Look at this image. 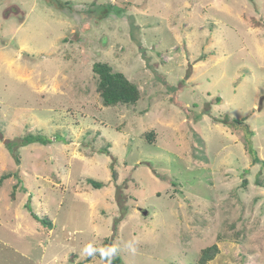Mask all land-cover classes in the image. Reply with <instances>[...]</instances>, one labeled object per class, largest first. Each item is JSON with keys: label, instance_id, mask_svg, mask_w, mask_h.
Returning <instances> with one entry per match:
<instances>
[{"label": "rangeland", "instance_id": "obj_1", "mask_svg": "<svg viewBox=\"0 0 264 264\" xmlns=\"http://www.w3.org/2000/svg\"><path fill=\"white\" fill-rule=\"evenodd\" d=\"M98 61L141 99L104 105ZM30 135L51 141L17 164L6 142ZM7 173L0 264H106L87 243L119 246L112 264H202L213 244L206 264H264V0H0Z\"/></svg>", "mask_w": 264, "mask_h": 264}, {"label": "trees", "instance_id": "obj_2", "mask_svg": "<svg viewBox=\"0 0 264 264\" xmlns=\"http://www.w3.org/2000/svg\"><path fill=\"white\" fill-rule=\"evenodd\" d=\"M69 2H62L59 5V8H64L66 5H68ZM93 71L96 73L99 77V83H98V91L103 99V103L106 106L110 105H118V104H127L132 105L136 104L141 99V91L139 86L134 82L131 81L124 72L121 71H114L113 67L107 63V62H95L93 65ZM221 122L230 125L235 126V128H243L244 131L248 133V148L250 152L253 155V161L254 162H261L262 160L259 158L257 151L253 148L252 142H251V131L249 129V126L246 125L245 120L233 118L230 119L229 117H225L224 119L220 120ZM42 142V143H48L51 140L49 138H46L45 136H27L23 140H20V142H15L12 140H9L6 142V147L14 157L17 164L20 163V157L17 152V148L20 145H27L32 142ZM106 149V148H105ZM111 173H112V180L117 181V172L115 169L111 166ZM13 175L18 176V174H12L7 173L0 176V185L2 182ZM87 182L92 185L96 189H100L104 186V182L95 180L94 178H88ZM17 188V185L14 186V191L12 192V198L15 196V190ZM26 209L31 213V215L39 221L44 226H51L52 221L47 218V216H39L34 209L32 208L31 201L27 202L25 204ZM108 241V238L106 239ZM219 253V247L217 244H213L211 246L205 247L201 251L200 256V263L206 264L208 261L214 259L216 255ZM119 258H116L114 262H118Z\"/></svg>", "mask_w": 264, "mask_h": 264}, {"label": "clouds", "instance_id": "obj_3", "mask_svg": "<svg viewBox=\"0 0 264 264\" xmlns=\"http://www.w3.org/2000/svg\"><path fill=\"white\" fill-rule=\"evenodd\" d=\"M136 241L129 240L125 243L124 248L130 252L135 253L136 251ZM120 248L119 246H103V247H97L93 243H87L83 249H82V255L84 258H92L97 255L99 257L106 261V264H112V261L119 253Z\"/></svg>", "mask_w": 264, "mask_h": 264}, {"label": "water", "instance_id": "obj_4", "mask_svg": "<svg viewBox=\"0 0 264 264\" xmlns=\"http://www.w3.org/2000/svg\"><path fill=\"white\" fill-rule=\"evenodd\" d=\"M144 214H145V215H148V211H145Z\"/></svg>", "mask_w": 264, "mask_h": 264}]
</instances>
